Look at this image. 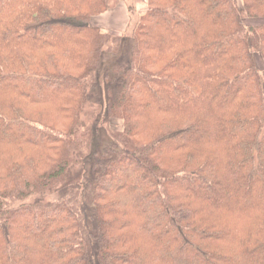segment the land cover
<instances>
[{
    "label": "trees",
    "instance_id": "1",
    "mask_svg": "<svg viewBox=\"0 0 264 264\" xmlns=\"http://www.w3.org/2000/svg\"><path fill=\"white\" fill-rule=\"evenodd\" d=\"M110 8L0 0V264H264V0Z\"/></svg>",
    "mask_w": 264,
    "mask_h": 264
},
{
    "label": "rangeland",
    "instance_id": "2",
    "mask_svg": "<svg viewBox=\"0 0 264 264\" xmlns=\"http://www.w3.org/2000/svg\"><path fill=\"white\" fill-rule=\"evenodd\" d=\"M110 3L111 8L104 14L93 17L92 22H98L95 24H99L102 31H108V34L111 35H124L147 11V0H110ZM247 23L257 24L258 22ZM255 61L260 74L264 78L263 59L260 55H256ZM110 126L112 129H121V123L119 122L112 121Z\"/></svg>",
    "mask_w": 264,
    "mask_h": 264
},
{
    "label": "crops",
    "instance_id": "3",
    "mask_svg": "<svg viewBox=\"0 0 264 264\" xmlns=\"http://www.w3.org/2000/svg\"><path fill=\"white\" fill-rule=\"evenodd\" d=\"M104 14V13H103ZM102 15V14H101ZM95 23H98V22H95ZM94 22H92V24L94 25V26H96L97 28H99L100 30H101V26L99 25V24H95ZM102 31V30H101ZM125 31V30H124ZM103 33H109L108 31H102ZM123 33V32H122Z\"/></svg>",
    "mask_w": 264,
    "mask_h": 264
}]
</instances>
